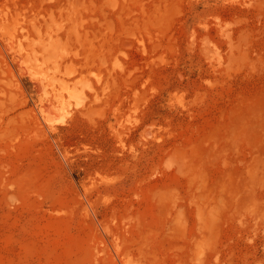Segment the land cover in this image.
Segmentation results:
<instances>
[{
    "label": "rangeland",
    "instance_id": "374dc122",
    "mask_svg": "<svg viewBox=\"0 0 264 264\" xmlns=\"http://www.w3.org/2000/svg\"><path fill=\"white\" fill-rule=\"evenodd\" d=\"M0 264H264V0H0Z\"/></svg>",
    "mask_w": 264,
    "mask_h": 264
}]
</instances>
